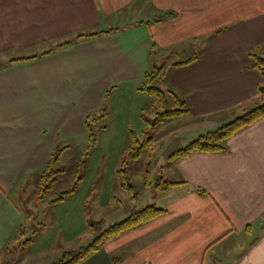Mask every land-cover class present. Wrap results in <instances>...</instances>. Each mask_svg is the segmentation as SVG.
<instances>
[{
  "label": "crops",
  "instance_id": "crops-1",
  "mask_svg": "<svg viewBox=\"0 0 264 264\" xmlns=\"http://www.w3.org/2000/svg\"><path fill=\"white\" fill-rule=\"evenodd\" d=\"M202 43L197 61L165 78L198 134L262 100L250 54L264 47V0H0V264L28 224L12 196L30 184L38 194L55 150L86 139L89 115L121 106L125 92L146 97L158 49ZM225 146L171 160L181 185L157 196L166 214L81 264H264V119Z\"/></svg>",
  "mask_w": 264,
  "mask_h": 264
},
{
  "label": "rangeland",
  "instance_id": "rangeland-1",
  "mask_svg": "<svg viewBox=\"0 0 264 264\" xmlns=\"http://www.w3.org/2000/svg\"><path fill=\"white\" fill-rule=\"evenodd\" d=\"M190 47V44H181L168 50L158 49L154 53L158 67L169 68L195 55H202L203 43ZM165 83L163 77L156 87L168 91ZM145 96L140 99L125 92L121 106L102 110L96 115L100 117L106 113L107 118L96 126L95 148L89 149L87 134L84 142L77 141L68 149L56 167V170L65 172L45 202L37 198L33 200L37 195L34 184L25 188L26 193L12 196L28 224L16 236L17 241L12 242L1 264H56L65 252L79 251L93 243L90 223L105 222L107 227H111L125 221L134 212L150 206L162 207L161 197L156 202L160 192L155 186L162 183V178L173 182L175 175L170 173L173 169L170 165L172 155L186 149L189 145L186 143L196 135L208 132L198 134L195 128L199 125L188 118L167 120L157 131H152L151 125L158 117L155 111L162 113L164 110H154V97ZM256 103L262 105L263 99ZM255 105L249 110H253ZM170 108L175 110L176 106ZM146 138H153V141L143 150L140 160L125 165L124 161L133 149L143 144ZM123 169L128 172L138 192L134 201L119 191V171ZM148 172L154 188L144 185ZM71 189H76L73 196L58 205L51 204Z\"/></svg>",
  "mask_w": 264,
  "mask_h": 264
},
{
  "label": "trees",
  "instance_id": "trees-1",
  "mask_svg": "<svg viewBox=\"0 0 264 264\" xmlns=\"http://www.w3.org/2000/svg\"><path fill=\"white\" fill-rule=\"evenodd\" d=\"M97 34L91 35H78L76 37V41L84 39V38H93L96 37ZM71 42H67L59 47L68 46ZM264 54V47L260 49ZM263 54H259L257 51L253 50L250 54L252 57L254 64L253 69L258 71L260 77L262 79V86L259 88V92L261 98L263 99V103L260 106H255V108L245 115L237 118L236 120L224 125L218 131L208 133L206 135L200 136L196 140H194L186 149L175 152L171 160L177 158H187L191 154L195 152L199 153H207V154H215L225 152L226 143L234 137L240 131L252 126L256 122L264 119V56ZM34 58L28 59H17L12 60L11 63L21 62L33 60ZM198 56L192 57L190 60L185 62H180L172 65L170 70H175L181 67L188 66L195 61H197ZM168 69L166 67H154L151 72H148L145 75L142 86L140 87V92L145 93L147 95L153 96L154 101L152 103V107L154 110L162 109L164 110L162 113L157 111V119L154 121V124L151 125L152 131H157V129L170 119H179L185 116L190 115L191 111L188 108L187 103L182 100L174 91L171 90H163L159 87H156L157 82L162 81V78H166ZM175 105L176 109L170 110L171 106ZM107 118V114L105 113L103 116H88L86 121V130L89 135V149H93L96 146V126L100 124ZM136 139V138H134ZM153 138H146L145 142L141 144L138 148L133 149L130 153L129 157L124 161V164L127 165L128 162L134 163L140 160L143 155V150H145L151 143ZM69 148L60 149L57 148L55 150L52 159L48 164L47 171L41 176L39 180V189L37 194V200L41 202H45L47 200V195L54 189L61 175L65 172V170H56L57 165L61 161V158L64 152ZM120 180H121V188L128 195L130 200L134 201L137 199L138 192L136 191L135 186L131 182L128 172L126 170L119 171ZM78 181H81L78 179ZM162 183H159L155 186L157 191L166 192L169 191L170 188L181 185L179 183H173L168 180L161 179ZM144 185L146 188H154L152 184L150 172L147 173L145 177ZM76 192V189H71L57 197V199L51 204L58 205L61 202H64L68 197H71ZM166 214L165 210L158 209L156 206L147 207L141 211L134 212L128 219L125 221L113 225L111 227H107L105 222H92L90 223V234L93 238V243L88 247L82 248L77 252H65L62 258L56 264H81L86 259L91 257L100 251V249L104 246L106 241L111 238H116L128 231H131L139 226L147 224L157 218ZM118 260H114V264H117Z\"/></svg>",
  "mask_w": 264,
  "mask_h": 264
}]
</instances>
